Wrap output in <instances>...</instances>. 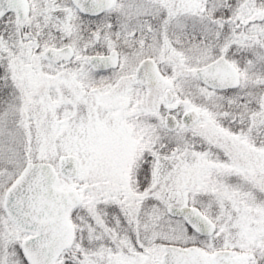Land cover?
I'll list each match as a JSON object with an SVG mask.
<instances>
[{"label":"snow or ice","instance_id":"1","mask_svg":"<svg viewBox=\"0 0 264 264\" xmlns=\"http://www.w3.org/2000/svg\"><path fill=\"white\" fill-rule=\"evenodd\" d=\"M0 264H264V0H0Z\"/></svg>","mask_w":264,"mask_h":264}]
</instances>
